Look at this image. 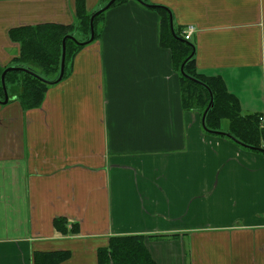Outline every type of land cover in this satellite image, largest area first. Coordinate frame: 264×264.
<instances>
[{"label": "crops", "instance_id": "1", "mask_svg": "<svg viewBox=\"0 0 264 264\" xmlns=\"http://www.w3.org/2000/svg\"><path fill=\"white\" fill-rule=\"evenodd\" d=\"M105 1L0 0V71L17 65L10 32L68 28L78 2L91 16ZM125 1L38 108L6 87L0 264L58 253L57 264H98L97 251L128 236L145 238L154 264H264V156L204 132L202 115L181 107L177 58L161 43L176 40L169 16L177 38L192 27L197 73L221 80L264 129V0Z\"/></svg>", "mask_w": 264, "mask_h": 264}, {"label": "trees", "instance_id": "2", "mask_svg": "<svg viewBox=\"0 0 264 264\" xmlns=\"http://www.w3.org/2000/svg\"><path fill=\"white\" fill-rule=\"evenodd\" d=\"M109 1L110 0L105 1L106 4ZM141 1L147 3L145 0ZM124 2L126 1L116 0L111 8ZM83 7L82 2L76 4V20L74 25L68 28L55 25H44L10 32L9 37L12 41L19 44V49L21 50L20 57L15 60L16 66L29 70L46 82L55 81L60 71V47L62 45V40L67 36L75 38L77 34L79 36L80 34L84 36V39L80 41L75 38L79 43H83L90 38V15L86 14ZM102 16L103 14L93 19L94 41L97 40L99 35L97 33L98 24ZM167 39L168 38L162 39L161 43L165 47H170L172 55L177 58L176 69L179 70L182 63L192 54L194 46L190 42L183 40V38H179L183 42H177L171 37L169 41H173L175 46L173 44L170 46V44L167 43ZM189 44L193 47L189 46ZM65 46V71L63 72V78L66 76L65 72L67 63L70 61L69 59H71L72 55L82 47L71 40H67ZM33 67H39L47 78L37 74ZM194 67L193 55L185 64L184 73L195 81H199L202 85L189 81L180 74L181 107H183L185 111L198 112L203 115L210 101L209 90L210 93H212L213 104L204 118L205 127L212 132H223L221 131V124L226 119L229 122V129H227L225 133L231 135L239 143L247 146L241 147L236 144L239 149L241 148L246 151H251L248 147L264 149L261 142L264 137V129L260 127V118L256 115L242 116L236 98L225 92L226 90L222 81L218 78H206L198 74ZM2 72L3 71H0V75ZM49 76L53 78L48 79ZM5 85L6 87L7 85H18L20 92L16 97V101L21 104L24 110L38 108L43 101L42 99L45 96L48 86H50L49 83H44L23 72L6 74ZM0 98L4 99L1 84ZM221 138L227 139L225 137ZM253 152L258 153L256 151ZM258 154L262 155L261 153ZM144 241L145 238L141 236L113 238L110 240L106 249L97 251L98 264H154L148 251L145 250ZM66 257L67 255L64 253L47 255L45 256L47 262L45 259L43 261L37 260L35 264H57L64 261Z\"/></svg>", "mask_w": 264, "mask_h": 264}, {"label": "water", "instance_id": "3", "mask_svg": "<svg viewBox=\"0 0 264 264\" xmlns=\"http://www.w3.org/2000/svg\"><path fill=\"white\" fill-rule=\"evenodd\" d=\"M136 1L137 3L141 4V6H144L148 9H163L162 7L160 6H153V5H148L147 3H143V1L141 0H134ZM116 2V0H110L102 9H100L99 11L93 13L91 16H90V38L83 42V43H79L76 41V39L72 36H67L65 37L63 40H62V45H61V59H60V71L58 72L59 73V76L58 78L53 81V82H46L45 80H43L42 78H40L39 76H37L36 74H33L32 72H30L29 70L25 69V68H21V67H10V68H7L5 69L1 75H0V84H1V89L3 91V101H0V104L1 105H6V103H8L7 100H9V96H8V92H7V88H6V85H5V75L6 74H9V73H13V72H23V73H27L28 75H31L33 76L34 78L44 82V83H49L50 85H55L57 83H59L62 78H63V75H64V71H65V55H66V41L67 40H71L73 41L74 43H76L77 45L79 46H85V45H88L90 43H92L94 41V26H93V19H95L96 17H98L99 15L103 14L104 12L106 13V11L108 9L111 8V6ZM169 22H170V30H171V34L172 36L180 41V42H183L181 39H178L176 36H175V33L173 32V27H172V20H171V17L169 16ZM188 45V44H187ZM189 46L193 47L191 44H189ZM193 54H194V47H193V52L192 54H190V56L185 60V62L182 63L181 67H180V74L186 78L187 80L189 81H192V82H195V83H198V84H201L199 83V81H195L194 79L190 78L189 76H187L185 73H184V67H185V64L188 60H190L192 57H193ZM202 85V84H201ZM208 93L210 95V101H209V104L207 105V108L206 110L204 111L203 115H202V118L201 119V125H202V128H203V131L210 134V135H214V136H218V137H225L227 139H230L231 141H233L232 143H235L237 145H240L241 147H247L245 146L244 144L242 143H239L236 139H234L231 135L225 133V132H212V131H209L206 127H205V117H206V114L208 112V110L210 109L211 105L213 104V101H212V93H210V91L208 90ZM248 149H250L252 152L253 151H256L258 153H261L262 155H264V149L261 148V149H257V148H252V147H248Z\"/></svg>", "mask_w": 264, "mask_h": 264}, {"label": "rangeland", "instance_id": "4", "mask_svg": "<svg viewBox=\"0 0 264 264\" xmlns=\"http://www.w3.org/2000/svg\"><path fill=\"white\" fill-rule=\"evenodd\" d=\"M100 10V9H99ZM98 10V11H99ZM97 12V11H96ZM77 40H83L84 39V36L82 35V34H80V36L77 34L76 35V37H75ZM20 53H19V56H18V58L20 57V54H21V50L19 51ZM17 58V59H18ZM13 67H17L16 65L15 66H13ZM34 68V70L37 72V74H39L40 76H43L44 78H47L44 74H43V71L39 68V67H33ZM50 78H53L52 76H49L48 77V79H50ZM18 86V85H17ZM19 88V87H18ZM263 129V128H262ZM246 151V150H245Z\"/></svg>", "mask_w": 264, "mask_h": 264}, {"label": "built area", "instance_id": "5", "mask_svg": "<svg viewBox=\"0 0 264 264\" xmlns=\"http://www.w3.org/2000/svg\"><path fill=\"white\" fill-rule=\"evenodd\" d=\"M194 32V29L192 27L187 28L185 32H183V40H185L186 42L190 40L192 34ZM261 122V119H260Z\"/></svg>", "mask_w": 264, "mask_h": 264}]
</instances>
